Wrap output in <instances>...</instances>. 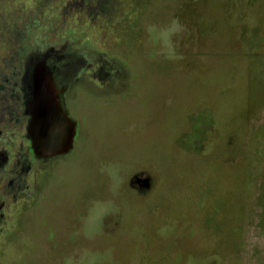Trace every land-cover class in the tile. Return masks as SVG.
<instances>
[{
    "label": "rangeland",
    "instance_id": "1",
    "mask_svg": "<svg viewBox=\"0 0 264 264\" xmlns=\"http://www.w3.org/2000/svg\"><path fill=\"white\" fill-rule=\"evenodd\" d=\"M80 1L0 0L1 73L54 48L79 72L80 136L104 148L37 180L40 196L96 189L95 238L65 248L90 253L69 264H264V0H86L96 16L65 15ZM27 234L0 241V264H31Z\"/></svg>",
    "mask_w": 264,
    "mask_h": 264
},
{
    "label": "flooded vegetation",
    "instance_id": "2",
    "mask_svg": "<svg viewBox=\"0 0 264 264\" xmlns=\"http://www.w3.org/2000/svg\"><path fill=\"white\" fill-rule=\"evenodd\" d=\"M86 2L85 0L84 4ZM104 3L107 4V1ZM84 4H81L80 1L79 8H76L77 5L74 2L73 7L68 8L71 10L65 15L73 12L76 14L81 11L96 16V7L89 8V5H86L84 8ZM98 10L105 11L107 8L101 6V9ZM4 22L0 19V32L5 31L4 28L6 27L2 26ZM2 36L4 35L2 34ZM25 38L27 37L25 36ZM9 41L11 42V40ZM23 48L25 49V47ZM18 55L10 60V66H8L13 69L10 74L8 72L1 73V69L6 70L8 67L2 66L3 68L0 69V241L15 238L19 232L23 234L24 229L26 230L28 227L30 228V235L27 234L26 239L31 240V242L35 241L32 245L33 249L29 251L30 258H33L31 264L76 263L90 251L82 254L77 249L65 248L70 246V243L74 245V243L91 241L95 238L96 234L85 233L84 223L91 211V204L97 200L96 189L88 187L84 188L86 191L81 192V187L68 186L66 191L59 192L57 196H55L56 194L52 195L56 191H47L43 196H40V190L36 184L38 178L59 167L56 165L75 159L77 165L75 166L78 167L82 162L85 164V162L88 163L90 160L97 159L101 156L99 153L104 151V148L93 146L90 138L83 140V137L80 136L81 111L76 106L78 100L73 97V94L76 91L80 92V89H77L79 83L74 84L76 77L73 75V77H69L68 90L55 91L57 98L53 100L61 105L56 106V109L63 110L67 118L73 122L71 143L67 150L61 154L51 157H38L36 155L29 137L31 116L28 113L27 105L30 98L28 101L23 92V79L29 61V50H23L22 54L19 52ZM104 76L100 73L92 77L103 80ZM112 81L113 77L110 82ZM93 82L97 86L95 81ZM88 87L90 88V86ZM94 108L95 106L87 108V114L96 115L97 109ZM76 109L77 112H75ZM56 118L59 119L58 114L54 116L53 120ZM88 120L91 119L88 118ZM52 167L54 168L49 171ZM61 172L68 173L65 170ZM133 181L135 183L132 182L133 185L129 188L137 193L143 194L151 187L143 178L138 177ZM107 215L108 217H106ZM107 215L104 217L105 224L112 212L108 211ZM38 224H40L39 229H37ZM18 226L24 228L16 234ZM38 241L42 242V248H47L45 251H39Z\"/></svg>",
    "mask_w": 264,
    "mask_h": 264
},
{
    "label": "water",
    "instance_id": "3",
    "mask_svg": "<svg viewBox=\"0 0 264 264\" xmlns=\"http://www.w3.org/2000/svg\"><path fill=\"white\" fill-rule=\"evenodd\" d=\"M54 48H45L41 54L33 56L25 69L23 92L28 103V113L31 116L29 137L38 157L54 156L66 151L73 134L72 123L66 113L54 102L58 90H68L71 65L63 55L51 54ZM78 73V74H77ZM75 77H79L77 72ZM72 74V75H71ZM59 115V119L53 120Z\"/></svg>",
    "mask_w": 264,
    "mask_h": 264
},
{
    "label": "trees",
    "instance_id": "4",
    "mask_svg": "<svg viewBox=\"0 0 264 264\" xmlns=\"http://www.w3.org/2000/svg\"><path fill=\"white\" fill-rule=\"evenodd\" d=\"M58 25H59V24H58ZM62 26H63V25H59V26L56 27V29H57V30H61ZM24 28H25V27H24ZM23 40H24L23 42H28V39H27V38H24Z\"/></svg>",
    "mask_w": 264,
    "mask_h": 264
}]
</instances>
